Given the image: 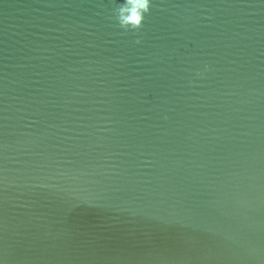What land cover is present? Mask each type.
I'll return each instance as SVG.
<instances>
[{"label":"water","instance_id":"water-1","mask_svg":"<svg viewBox=\"0 0 264 264\" xmlns=\"http://www.w3.org/2000/svg\"><path fill=\"white\" fill-rule=\"evenodd\" d=\"M0 0L2 264H264V0Z\"/></svg>","mask_w":264,"mask_h":264},{"label":"clouds","instance_id":"clouds-1","mask_svg":"<svg viewBox=\"0 0 264 264\" xmlns=\"http://www.w3.org/2000/svg\"><path fill=\"white\" fill-rule=\"evenodd\" d=\"M151 4L152 0H116L113 8L114 19L125 31H137Z\"/></svg>","mask_w":264,"mask_h":264},{"label":"snow or ice","instance_id":"snow-or-ice-1","mask_svg":"<svg viewBox=\"0 0 264 264\" xmlns=\"http://www.w3.org/2000/svg\"><path fill=\"white\" fill-rule=\"evenodd\" d=\"M0 264H2V262H0Z\"/></svg>","mask_w":264,"mask_h":264}]
</instances>
